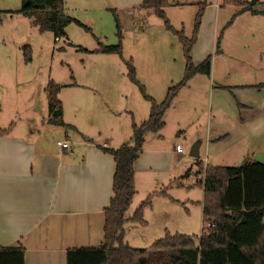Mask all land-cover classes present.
Returning a JSON list of instances; mask_svg holds the SVG:
<instances>
[{"label": "rangeland", "instance_id": "374dc122", "mask_svg": "<svg viewBox=\"0 0 264 264\" xmlns=\"http://www.w3.org/2000/svg\"><path fill=\"white\" fill-rule=\"evenodd\" d=\"M65 1L67 13L86 28L71 24L66 30V36L56 40L54 33L40 32L28 17L17 13L23 6V0H0V18L2 19L0 65L3 62L5 66L14 63L17 75L13 76L16 77L12 82L19 83L16 84L20 87V94L22 93L19 96L25 97L28 92H31L33 96L32 102H25L27 98L24 102L20 99L23 103L20 127H26L31 120L37 124L42 122L41 117L45 116L43 106L46 101L44 89L51 81L62 85L65 89L69 85L73 86L72 83H85L99 89V86H109L108 78L112 77L116 78L115 82L119 85L113 87L111 96L108 95V89H104V94L108 93L106 96L112 97V103L118 110H122L124 106L133 108L137 121L132 120L133 114L127 117L133 124L136 122L138 124V120L141 122L139 117L141 108L138 106L145 105L151 111V105L142 97L138 86L128 78L127 63L132 62L137 73L139 72L137 78L145 87L147 86V94L155 96L158 102H163L166 92L163 88L174 87L184 78L186 59L181 41L166 28L163 20L152 10L141 8L128 12L123 7L117 9L118 7L114 6L110 0ZM175 1L187 4L179 10L175 8L169 10V17L172 16V22L177 31L184 32L188 38H192L199 9L198 2L201 0ZM260 1L256 9L264 11V0ZM175 15L177 17H174ZM259 15L257 19L260 22L256 24L257 30L264 29V15ZM117 18L122 26L123 57L97 52L100 44L110 46L120 43ZM232 21L233 18L228 24ZM224 33L225 27L223 28L221 24L219 50L224 43ZM248 37L243 38L244 43L242 49L238 51L239 54H232L233 59L227 62L242 66V72H244L242 73V89L228 85L223 86L230 88H219L216 83L219 79L211 83L210 90L207 82L195 84L193 88L184 92L176 112H166L168 116L165 115V122L167 121L165 128L159 133L149 134L150 137L156 138L158 137L156 134L162 135L158 137L161 143L170 145L173 142L175 146L179 143L184 149L183 158L178 160L176 166L177 178L168 190V193L181 200V203L175 208V213L157 212V207L155 219L145 230L141 225H126L125 229L128 233L126 240L132 248L147 249L155 240L164 238L166 236L164 226L160 228L157 226L160 225L158 219L162 218L168 223L169 233L195 236L199 243L204 222L201 204L198 202L203 201L205 195L201 184L205 179V168L203 169L201 162L205 167L207 165L241 166L247 161L264 163V90L244 88L264 84V35L260 34L255 40L257 44L262 45V49L258 52L260 56L256 58L252 55L254 50L249 44L250 41L247 40L251 38ZM27 46L31 49V62L26 61ZM231 46L234 47V44ZM250 56L254 59H249ZM174 71L177 75L180 72V77L172 85L169 81L176 78L172 74ZM20 76L22 77L19 78ZM97 77L108 84L95 83ZM201 79L206 80V77L202 76ZM14 85L12 84L13 93H19ZM196 88H200L199 93H196ZM2 91L4 89L0 80V94ZM64 93L67 98L66 90ZM114 94L119 95L117 99L113 98ZM123 94L128 96V101L122 99ZM135 97L138 103L137 106L132 107ZM20 102H16V107L20 108ZM69 107L66 102V110ZM12 109L14 108L11 106L5 107V111L0 114V122H19L15 116H11L14 112ZM28 110H31L29 114H33L30 118L25 115ZM60 118H63V114ZM67 118H70L69 113ZM40 131L41 140L43 139L49 145L56 146L58 138L64 137L66 133L70 135L73 142L79 138L74 131L52 124L46 128L41 127ZM181 132L187 138H184ZM219 132L222 134L217 137L219 139L209 143V139L219 136ZM131 134L133 136V133ZM197 136L202 138L203 146L200 158H193L190 156L191 149L197 142H201L193 143ZM188 199L195 203L187 201ZM156 264L165 263L157 261Z\"/></svg>", "mask_w": 264, "mask_h": 264}, {"label": "crops", "instance_id": "0c3cea01", "mask_svg": "<svg viewBox=\"0 0 264 264\" xmlns=\"http://www.w3.org/2000/svg\"><path fill=\"white\" fill-rule=\"evenodd\" d=\"M110 2L118 7L117 9L123 7L126 11L132 12L142 8L143 0H110ZM170 3L172 5L166 9V14L176 29L172 16L169 17L168 12L174 10L173 8L179 10L187 3L175 0H170ZM241 10V6L226 5L223 0H207L191 56L195 65L204 63L212 56L211 75H195L175 98L168 113L176 112L184 92L201 82L209 83V90L211 83L216 82V79H219V82H216L219 88L228 85L242 89V73H244L242 66L227 62L233 59L232 54H239L238 51L242 49L244 43L242 40L248 36L251 39L247 40L250 41L249 44L254 50L252 55L255 58L260 56L258 52L262 49V45L257 44L255 40L260 34L264 35V29H256V24L260 22L257 18L260 15H254L249 11L237 15ZM232 18V23L228 24ZM221 24L223 28L225 27V33L224 43L219 50L218 38ZM231 44H234V47ZM218 53L220 55H217ZM249 59L254 58L250 56ZM4 64L3 62L0 65V80L4 89L0 94V114L5 111L6 106L8 108L11 106L14 108L11 116H15L19 122H0V128L8 131L7 135L0 137V246L24 247L26 264H67L69 250L99 248L105 243L106 209L110 207L115 196L114 177L117 168L114 157L105 149H118L132 140V120H136V112L133 108H126V106L118 110L112 103V97L106 96L108 93L111 96L113 87L119 85L115 82V77L108 78L109 86H99V89L85 83L69 85L66 89L62 88L59 99L63 105L65 123L77 128L78 133H75L79 138L73 142L68 133L65 134V138H58V140L69 141L70 149L60 147L57 144L58 140L56 146L49 145L43 139L41 140L40 131L41 127L46 128L51 125L49 119L52 114L46 91L49 83L44 89L46 101L43 106L45 116L41 117L42 122L37 124L31 120L26 127H20L23 104L20 99L24 102L27 98L25 102H32L33 96L31 92L26 93L25 97L19 96L22 94L19 92L20 87L16 85L19 83L12 82L16 77L13 76L17 75L14 63L6 66ZM138 74L139 72L137 76ZM172 74L176 78H172L169 84L173 85L180 77V72L178 75L175 71ZM202 76H205L206 80L201 79ZM97 78L95 83L108 84L100 80V77ZM140 83L142 84L141 81ZM12 84H15V89L19 93H13ZM170 87L163 88L164 92L166 91L164 100ZM104 89H108L107 94H104ZM64 90H66L67 98ZM199 91L200 88H196V93ZM118 96L114 94L113 98L117 99ZM149 96L158 104L162 103L158 102L155 96ZM122 99L129 100L126 94L122 95ZM18 101L20 108L16 107ZM66 102L67 106L68 104L70 106L68 110H66ZM137 103L138 99L135 97L132 107L137 106ZM138 107L141 108L139 114L141 122L138 120V125H141L148 121L151 111L145 105ZM30 112L31 110H28L25 114L29 118L33 115L29 114ZM67 113L70 118H67ZM131 114H133L132 120L127 117ZM219 133L216 138H210L209 143L219 139L217 137L222 135L221 132ZM149 134L146 136L144 151L135 163L137 193L127 218L131 219L141 203L150 195L159 194H156L152 204L144 209V220L147 224L144 226L128 220L125 228L126 225L132 224L133 226L141 225L145 230L155 219L157 207V212L175 213V208L181 203V200L168 193L174 179L177 178L178 160L183 158V154L176 150L179 143L176 146L173 142L170 145L163 144L158 138L162 135L156 134L158 135L156 138L150 137ZM181 134L183 135L182 132ZM197 141H201V153L202 138L197 136L193 143ZM187 201L195 203L189 199ZM203 201L198 202L201 204L202 213ZM158 220L160 225L157 226L160 228L163 225L166 234L170 232L167 221L163 218ZM126 237L128 233L125 229V241L130 246Z\"/></svg>", "mask_w": 264, "mask_h": 264}, {"label": "trees", "instance_id": "16d2710c", "mask_svg": "<svg viewBox=\"0 0 264 264\" xmlns=\"http://www.w3.org/2000/svg\"><path fill=\"white\" fill-rule=\"evenodd\" d=\"M226 5L241 6L244 12L262 14L256 6L260 0H223ZM170 0H143L142 8L152 10L163 20L166 28L178 36L186 59L183 80L168 91L166 99L158 104L148 94L137 78V72L128 62V78L138 86L144 99L151 103L148 121L141 125L133 124L132 144L118 149H105L116 161L114 177V198L106 209L105 243L99 248H81L68 251L67 264H264V163L247 161L241 166H203L205 179L201 183L205 195L203 201V232L199 243L195 236L167 233L156 240L150 248L136 249L125 242V224L129 221L146 225L144 209L152 204L156 194L150 195L134 213L131 219L127 213L137 193L135 163L144 151L148 133H159L165 126V115L180 91L197 74L211 75L212 56L204 63L195 65L191 52L197 40L207 0L199 3L192 38L177 31L167 17L166 9ZM17 13L28 17L40 32H52L56 40L66 36L71 24L86 28L80 21L67 13L65 0H23V6ZM2 19L0 18V23ZM118 45H101L97 52L123 57L122 26L117 18ZM220 38L218 39V48ZM26 61L31 62V49L25 50ZM73 85L75 83H72ZM63 86L51 81L47 87L49 109L52 116L49 123L62 126L78 133L75 126L65 123L63 105L59 93ZM230 88V87H223ZM264 90V84L245 86ZM8 134L0 128V137ZM213 223V228L207 224ZM0 264H26L24 247L4 248L0 246Z\"/></svg>", "mask_w": 264, "mask_h": 264}, {"label": "built area", "instance_id": "2783aa9c", "mask_svg": "<svg viewBox=\"0 0 264 264\" xmlns=\"http://www.w3.org/2000/svg\"><path fill=\"white\" fill-rule=\"evenodd\" d=\"M57 144L62 147L63 149H70L71 148V143L69 141H65V140H58ZM176 150L179 152V153H182L184 154V149L182 147V145H177L176 147ZM207 227L208 228H213L214 227V224L213 223H208L207 224Z\"/></svg>", "mask_w": 264, "mask_h": 264}, {"label": "water", "instance_id": "95a60500", "mask_svg": "<svg viewBox=\"0 0 264 264\" xmlns=\"http://www.w3.org/2000/svg\"><path fill=\"white\" fill-rule=\"evenodd\" d=\"M201 142H197L191 149L190 156L193 158H200Z\"/></svg>", "mask_w": 264, "mask_h": 264}]
</instances>
